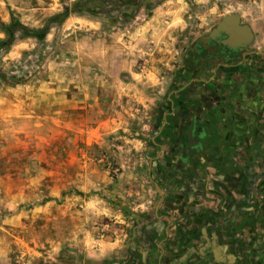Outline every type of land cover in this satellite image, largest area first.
Wrapping results in <instances>:
<instances>
[{
    "label": "rangeland",
    "instance_id": "rangeland-1",
    "mask_svg": "<svg viewBox=\"0 0 264 264\" xmlns=\"http://www.w3.org/2000/svg\"><path fill=\"white\" fill-rule=\"evenodd\" d=\"M230 14L264 51V0H0V264H170L203 229L201 264H264V118L249 172L191 151L171 108Z\"/></svg>",
    "mask_w": 264,
    "mask_h": 264
},
{
    "label": "flooded vegetation",
    "instance_id": "flooded-vegetation-1",
    "mask_svg": "<svg viewBox=\"0 0 264 264\" xmlns=\"http://www.w3.org/2000/svg\"><path fill=\"white\" fill-rule=\"evenodd\" d=\"M246 24L249 25L241 18L240 25ZM212 30L200 37L190 49L193 62V69L190 70V73L193 77L188 82L189 85L182 87V92L178 94L183 98L182 101L175 100L171 106L175 110L181 107L185 112L184 123L176 125V129L181 132H188L199 124L198 115L204 110L202 107L206 106L207 101L210 103V108L207 110L210 125L217 128L236 125L230 120L232 118L228 112L232 111L234 100L242 99L245 96L250 99L251 79L255 74L253 72L254 64L258 59L264 61V51L254 46L255 34L252 41L244 40L243 44L233 46L227 44L230 35L226 32H221L215 38L205 41ZM238 108L237 110L242 111L245 107ZM189 118L193 120L191 121ZM239 123L240 127L247 124L251 128L254 121H250V123L240 121ZM190 149L193 152L198 150L192 146ZM262 255H264V247ZM163 258L164 255L161 253L157 264H162Z\"/></svg>",
    "mask_w": 264,
    "mask_h": 264
},
{
    "label": "crops",
    "instance_id": "crops-1",
    "mask_svg": "<svg viewBox=\"0 0 264 264\" xmlns=\"http://www.w3.org/2000/svg\"><path fill=\"white\" fill-rule=\"evenodd\" d=\"M253 72L255 74H260V70L258 67H256V65H254ZM249 97L250 99H248V96H245L242 99L234 100L232 104V111L230 110L231 113L228 112L232 118L230 120L232 122H235L236 125L228 126V127L224 126L218 128L209 124L210 117H209V113H207V110H209L210 108L209 105L210 103H208L209 101H207L208 105L206 104V106L202 107V110L203 109L204 110L202 111V113L198 115L199 124L197 126L192 127L190 130V133L191 131L193 133V138H191V144H193L192 147L198 148V150L203 148L201 151L205 152L204 156L210 157L211 160L217 164L232 163L234 160H238V157L235 156L234 153L240 154L242 159L247 160V164L249 166L248 169L250 172V162H249L250 156L245 155V153L248 152V149H250V144L254 140L253 138L250 139V133L253 132L254 128L252 127L250 128V126H248L246 123L245 124L247 126L241 125L240 127L239 122L247 121V123H250V118H254L253 120H255V117L258 119L264 118V94L255 89L254 91L250 92ZM238 104L239 106H237ZM238 107L240 108L245 107V108L241 111V110H237ZM261 132H264V129L256 130L254 132V135L258 137V135ZM181 142H182V146L181 145L180 146L183 148L185 146L184 141ZM261 142L263 141L261 140L256 141L257 144H262ZM243 155H245V157ZM204 156L201 155L200 158H203ZM228 175L231 174L229 173L222 174L220 175V179H227ZM189 176L191 175L189 174ZM192 179L194 178L187 177V174L185 175L184 177L185 187L183 188V191L187 189L193 193L197 192L198 188L196 184L192 182ZM227 192L231 195V198L234 199V204H235L233 207L234 210L237 206L235 201H237L239 197L242 198L243 197L242 194H248L247 196H250L248 190L246 193H240L241 190L239 189L238 182H236L234 189H229V191ZM202 193L201 195H203ZM213 196H214L213 194H207V197H213ZM224 196H226V194ZM210 204L212 205V203H207V201L206 202L202 201L197 209L203 212L204 208ZM205 211L208 212L207 209ZM221 213H222V215L220 214L221 216L226 215L225 211L224 213L221 211ZM218 218L220 219L221 217ZM221 220H226V217H224L223 219L221 218ZM199 238L203 239L202 240L203 242L208 241L209 243L210 236L207 229H203V233L201 234V236L194 237V240L192 242L198 243L197 246L188 249L186 253H182L180 257H178L179 259H173V261L170 264H201L202 258H204L206 253L202 251L203 247L201 246V244H199L200 243ZM224 238H226V236H224L223 239ZM210 253L215 254L214 247L212 248ZM217 256L219 257V259H224L223 257H220L219 254H217Z\"/></svg>",
    "mask_w": 264,
    "mask_h": 264
},
{
    "label": "water",
    "instance_id": "water-1",
    "mask_svg": "<svg viewBox=\"0 0 264 264\" xmlns=\"http://www.w3.org/2000/svg\"><path fill=\"white\" fill-rule=\"evenodd\" d=\"M241 16L238 14H230L223 17V19L218 23V25L212 30L208 39L215 38L221 32H226L230 35V39L227 44L238 46L243 44L244 40L252 41L254 33L249 25H240ZM190 138H193V133L191 131Z\"/></svg>",
    "mask_w": 264,
    "mask_h": 264
},
{
    "label": "trees",
    "instance_id": "trees-1",
    "mask_svg": "<svg viewBox=\"0 0 264 264\" xmlns=\"http://www.w3.org/2000/svg\"><path fill=\"white\" fill-rule=\"evenodd\" d=\"M3 28H4V30H7L6 27H3ZM48 30H49V26H46L44 29H42L41 31H38V32L41 34H46L48 32Z\"/></svg>",
    "mask_w": 264,
    "mask_h": 264
}]
</instances>
